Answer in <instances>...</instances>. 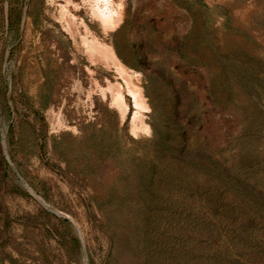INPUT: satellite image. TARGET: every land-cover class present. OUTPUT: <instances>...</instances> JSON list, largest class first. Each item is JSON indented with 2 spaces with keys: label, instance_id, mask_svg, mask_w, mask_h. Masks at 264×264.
I'll return each mask as SVG.
<instances>
[{
  "label": "rangeland",
  "instance_id": "obj_1",
  "mask_svg": "<svg viewBox=\"0 0 264 264\" xmlns=\"http://www.w3.org/2000/svg\"><path fill=\"white\" fill-rule=\"evenodd\" d=\"M0 264H264V0H0Z\"/></svg>",
  "mask_w": 264,
  "mask_h": 264
},
{
  "label": "trees",
  "instance_id": "obj_2",
  "mask_svg": "<svg viewBox=\"0 0 264 264\" xmlns=\"http://www.w3.org/2000/svg\"><path fill=\"white\" fill-rule=\"evenodd\" d=\"M191 133H194V130L190 128L188 130L187 135L190 136ZM205 135V134H204ZM202 146L187 144L186 149L184 151L183 156L185 157V163L187 167V171L190 173H206L208 169H212L214 165V161L209 152V144L207 140H205V136L202 141ZM173 152H176V149L173 148ZM203 173V174H204Z\"/></svg>",
  "mask_w": 264,
  "mask_h": 264
}]
</instances>
